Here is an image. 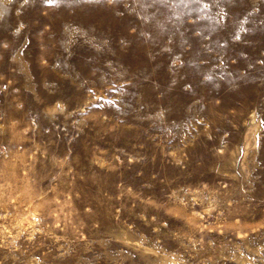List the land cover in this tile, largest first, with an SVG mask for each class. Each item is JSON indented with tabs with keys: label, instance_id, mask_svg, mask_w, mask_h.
Instances as JSON below:
<instances>
[{
	"label": "rangeland",
	"instance_id": "374dc122",
	"mask_svg": "<svg viewBox=\"0 0 264 264\" xmlns=\"http://www.w3.org/2000/svg\"><path fill=\"white\" fill-rule=\"evenodd\" d=\"M0 264H264V0H0Z\"/></svg>",
	"mask_w": 264,
	"mask_h": 264
}]
</instances>
